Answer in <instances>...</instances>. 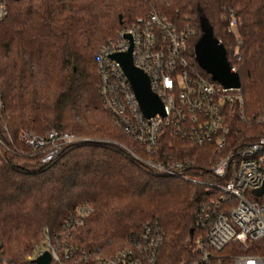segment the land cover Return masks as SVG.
Returning <instances> with one entry per match:
<instances>
[{"label":"trees","instance_id":"trees-1","mask_svg":"<svg viewBox=\"0 0 264 264\" xmlns=\"http://www.w3.org/2000/svg\"><path fill=\"white\" fill-rule=\"evenodd\" d=\"M7 7L0 21V137L6 145L0 146V244L7 263L35 264L29 256L47 230L70 248L50 264H97V257L114 254L151 224L163 236L159 264H186L202 234L196 213L210 191L152 171L124 146L145 160L191 161L193 175L213 182L221 180L198 170L217 152L166 128L155 152L146 153L102 104L96 52L120 28L155 10L192 30L189 60L209 76L194 48L211 31L241 84L242 109L228 110L232 139L251 140L262 131L257 118L264 114V0H7ZM235 46L238 59L231 56ZM51 128L89 140L41 162L19 135ZM83 204L92 213L83 224L66 226Z\"/></svg>","mask_w":264,"mask_h":264},{"label":"built area","instance_id":"built-area-1","mask_svg":"<svg viewBox=\"0 0 264 264\" xmlns=\"http://www.w3.org/2000/svg\"><path fill=\"white\" fill-rule=\"evenodd\" d=\"M7 14V0H0V21ZM235 25L232 19L229 30ZM191 34L188 26L179 28L155 10L120 28L96 52L99 96L123 132L148 154L155 152L166 128L190 144H211L215 148L217 158L209 167L198 171L199 175L209 173L220 182L196 181L191 161L145 160L124 146L152 171L211 186L217 193L196 213V225L202 234L195 238L186 264H264V114L257 118L262 131L253 134V139H232L228 110L234 106L242 109L241 90L224 88L191 64L188 56ZM130 46L133 64L148 76L151 90L163 104L164 116H144L128 79L111 57ZM231 56L238 59L237 46ZM7 137L12 142L8 133ZM19 138L31 154L39 155L41 162L52 160L69 144L89 140L55 128L44 135L23 130ZM0 146H6L1 137ZM92 211L88 204L78 206L66 226L83 224ZM162 242L159 229L147 224L128 245L112 255L99 256L96 261L97 264H159ZM69 250L57 238L53 241L45 230L42 243L29 258L48 251L51 261H57L59 252L66 254ZM0 264H8L1 244Z\"/></svg>","mask_w":264,"mask_h":264},{"label":"water","instance_id":"water-1","mask_svg":"<svg viewBox=\"0 0 264 264\" xmlns=\"http://www.w3.org/2000/svg\"><path fill=\"white\" fill-rule=\"evenodd\" d=\"M196 61L199 67L224 88H240L239 75L227 59L226 50L221 42L216 39L211 31H205L195 45ZM112 59L118 62L124 75L128 79L136 97L140 110L145 117L155 114L164 116L163 104L159 97L151 90L148 76L143 70L134 66L132 61V46L122 53H114ZM193 229L189 230V236ZM51 254L44 251L32 260L35 264H50Z\"/></svg>","mask_w":264,"mask_h":264},{"label":"rangeland","instance_id":"rangeland-1","mask_svg":"<svg viewBox=\"0 0 264 264\" xmlns=\"http://www.w3.org/2000/svg\"><path fill=\"white\" fill-rule=\"evenodd\" d=\"M230 27H231V26H230ZM188 53L190 54V51H188ZM195 180L198 181V182H200V181H202V180H204V179H203L202 176H195ZM208 181H210V180H208ZM211 182H213V181H211ZM199 184H200V183H199ZM202 185H204V184H202ZM205 186H206V188L210 191V195H211L210 200H211V199H214V198L216 197L217 193L213 190V188H212L211 186H208V185H205Z\"/></svg>","mask_w":264,"mask_h":264}]
</instances>
